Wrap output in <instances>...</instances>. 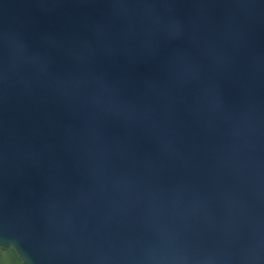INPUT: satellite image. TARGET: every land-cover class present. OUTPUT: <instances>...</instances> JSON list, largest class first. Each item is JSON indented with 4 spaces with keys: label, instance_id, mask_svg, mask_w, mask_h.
<instances>
[{
    "label": "water",
    "instance_id": "water-1",
    "mask_svg": "<svg viewBox=\"0 0 264 264\" xmlns=\"http://www.w3.org/2000/svg\"><path fill=\"white\" fill-rule=\"evenodd\" d=\"M0 249L264 264V0H0Z\"/></svg>",
    "mask_w": 264,
    "mask_h": 264
},
{
    "label": "rangeland",
    "instance_id": "rangeland-1",
    "mask_svg": "<svg viewBox=\"0 0 264 264\" xmlns=\"http://www.w3.org/2000/svg\"><path fill=\"white\" fill-rule=\"evenodd\" d=\"M0 264H21L11 250L0 249Z\"/></svg>",
    "mask_w": 264,
    "mask_h": 264
},
{
    "label": "trees",
    "instance_id": "trees-1",
    "mask_svg": "<svg viewBox=\"0 0 264 264\" xmlns=\"http://www.w3.org/2000/svg\"><path fill=\"white\" fill-rule=\"evenodd\" d=\"M12 251V250H11Z\"/></svg>",
    "mask_w": 264,
    "mask_h": 264
}]
</instances>
